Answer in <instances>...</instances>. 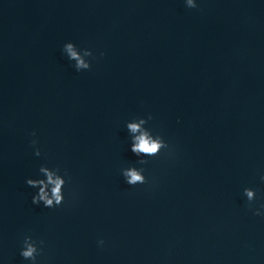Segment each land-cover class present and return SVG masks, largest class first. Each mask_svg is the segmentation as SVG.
Masks as SVG:
<instances>
[{
    "label": "water",
    "instance_id": "95a60500",
    "mask_svg": "<svg viewBox=\"0 0 264 264\" xmlns=\"http://www.w3.org/2000/svg\"><path fill=\"white\" fill-rule=\"evenodd\" d=\"M196 3L0 0V264L27 236L36 264H264V0ZM149 115L170 151L137 157ZM41 167L62 206L33 204Z\"/></svg>",
    "mask_w": 264,
    "mask_h": 264
},
{
    "label": "clouds",
    "instance_id": "9594fccd",
    "mask_svg": "<svg viewBox=\"0 0 264 264\" xmlns=\"http://www.w3.org/2000/svg\"><path fill=\"white\" fill-rule=\"evenodd\" d=\"M186 6L190 9H196L198 7L196 0H186ZM63 51L71 61L75 62L74 67L77 71L91 70L92 64L90 60L87 59L88 57H93V53L91 51L85 49L81 52V50H77L76 45L73 43L65 44ZM103 55H105V53H101V56ZM93 59H95V57H93ZM152 119L153 117L149 115L147 119L138 118L135 120L136 122L127 123V128L133 134H137L134 136V141L130 147L131 152L137 157L142 155L144 157H156L159 156L163 150L168 149L170 151V145L162 136H154L152 131L145 127V125L148 124V121ZM33 135H35V133H33ZM35 143L36 141H33V144ZM40 154V151L37 150L36 155L39 156ZM138 163L147 164L148 160L139 159ZM40 171L47 175V182L44 180H27V184L29 186L33 188H40L39 194L33 198V204L39 205L43 202V205L47 208L62 206L65 201V197L62 195V189L66 185L65 179L58 175H54V173L48 171L46 167H41ZM55 171L59 173L60 169L57 168ZM143 173V168L137 169L135 167H130L122 170L125 182L133 187L149 183ZM65 175H67V173H65ZM261 179L264 180V176H262ZM49 185H52L51 194L48 191ZM244 195L246 196L249 207L251 208L257 199L256 191L250 188H245ZM260 209H264V204L260 205ZM254 215L261 216L264 215V212L257 209L254 211ZM38 243L43 245L44 241H34L31 236H27L23 241V247L20 255L25 260L31 261L32 264H36L37 257L43 253L42 248L37 246ZM99 243L100 245H103L104 241L101 240Z\"/></svg>",
    "mask_w": 264,
    "mask_h": 264
}]
</instances>
